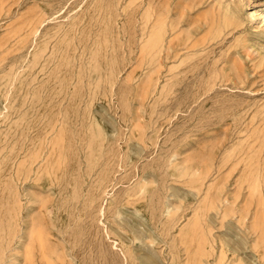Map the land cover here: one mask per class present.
Returning a JSON list of instances; mask_svg holds the SVG:
<instances>
[{"label":"rangeland","instance_id":"1","mask_svg":"<svg viewBox=\"0 0 264 264\" xmlns=\"http://www.w3.org/2000/svg\"><path fill=\"white\" fill-rule=\"evenodd\" d=\"M35 229L51 264H264V0H0V264Z\"/></svg>","mask_w":264,"mask_h":264},{"label":"bare ground","instance_id":"2","mask_svg":"<svg viewBox=\"0 0 264 264\" xmlns=\"http://www.w3.org/2000/svg\"><path fill=\"white\" fill-rule=\"evenodd\" d=\"M255 16H256V11L251 10L250 13H249V17L250 18H254ZM24 178H25V175H24ZM26 239L28 240L27 243L25 242ZM34 241H37L38 242L39 250L42 251L41 253H42L43 259L45 260V263L46 264H51L50 259L45 256V243L42 240V234H41L40 231H38L36 229L35 230H30L27 235H22L19 238V242H18L19 244L18 245L20 246V244H23L24 243L23 244L24 245L23 246V253H24L23 255L24 256H22V260H23L22 261V264H37L36 263V258H35V255H34V248H36V246L33 244ZM19 246H18V250H19ZM48 252H49V250H48ZM13 261H16V259L13 260Z\"/></svg>","mask_w":264,"mask_h":264}]
</instances>
